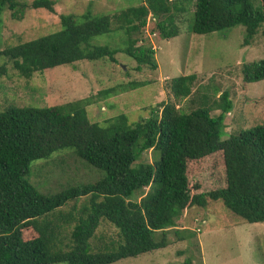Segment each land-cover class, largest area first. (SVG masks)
Listing matches in <instances>:
<instances>
[{
	"label": "trees",
	"instance_id": "trees-1",
	"mask_svg": "<svg viewBox=\"0 0 264 264\" xmlns=\"http://www.w3.org/2000/svg\"><path fill=\"white\" fill-rule=\"evenodd\" d=\"M141 1L110 15H94L90 10L79 18L62 16L60 29L2 54L25 79L78 62L104 58L117 62L119 52L134 59L137 70L144 66L155 70V51L146 48L140 36L150 19L155 23L153 33L163 39L178 37L180 16L190 13L192 0H184L186 5L176 0ZM193 2L189 31L196 35L242 25L247 45L264 24V0ZM54 6L52 0H34L30 5L0 0V14L8 9L21 20L26 9L54 13ZM116 32L126 34V47L94 43ZM7 73L8 65L0 64V79ZM242 73L246 84L264 82V59L245 64ZM196 78L192 74L170 83L175 99H190L186 109L162 102L152 107L148 118L134 123L125 114L104 125L92 122L89 98L52 107L11 106L1 112L0 264H114L136 258L168 247L169 236L177 238L181 232L177 227L186 219L185 213L206 208L211 201H222L245 222L264 223V124L224 139L226 117L234 102L227 91L218 101L213 99L215 93L193 92ZM115 92L112 88L100 95ZM215 111L220 113L213 116ZM66 149L73 150L86 168L96 170L99 179L56 194L41 192L33 184L42 181L41 174L37 180L33 177L38 166L32 167L33 163L44 160L40 163L46 167L54 161L57 168L60 160L52 156ZM148 150L154 157L159 152V161H138ZM64 163L61 170L68 178ZM202 170L214 174L191 181ZM149 187L154 190L139 201L132 200ZM82 197L87 200L78 207ZM103 220L119 230L120 245L113 251H106L112 243L104 250L92 248ZM156 232L162 233L161 241L154 239Z\"/></svg>",
	"mask_w": 264,
	"mask_h": 264
},
{
	"label": "rangeland",
	"instance_id": "rangeland-1",
	"mask_svg": "<svg viewBox=\"0 0 264 264\" xmlns=\"http://www.w3.org/2000/svg\"><path fill=\"white\" fill-rule=\"evenodd\" d=\"M17 1L22 5H30L34 0ZM52 1L55 2L54 13L46 9H26L21 20L13 18L8 9L1 11L0 64L8 65V73L0 79V113L11 106L52 107L89 98L91 105L87 107V112L92 122L104 125L107 120L125 114L129 122L134 123L148 118L152 107L162 102L175 103L186 109L190 99H175L170 83L175 78L196 74L193 92L215 93L213 99L218 101L220 95L227 91L234 102L233 111L226 117L228 127L224 139L241 129L247 130L264 124V82L246 84L242 73L245 64L264 59V24L247 45L244 43L246 30L242 25L224 32L196 35L189 31L193 22L192 0L190 13L180 16L181 33L178 37L163 39L159 34L153 33L155 23L150 19L140 36L144 40L143 45L155 51V70L148 66L137 70V62L119 52L115 56L117 62H112L109 58L78 62L74 66H60L51 71L35 73L31 79H25L13 68L9 58L2 54L3 51L55 32L61 27L62 16L79 18L90 10L94 15H110L138 6L142 2ZM176 1L186 5L184 0ZM95 40L96 45H109L116 49L127 46V36L123 32ZM112 88H115V93L100 95ZM218 89L219 92L216 93ZM219 113L220 111H215L213 116ZM73 157L77 159L70 149L54 154L52 158L60 160L56 162L57 168L54 167V161L46 163V167L40 163L44 160L34 162L32 167L36 164L38 166L33 170V177L37 180L41 174L42 181L31 180L34 182L32 183L45 194H56L71 186L94 183L99 179L96 170L89 168L95 174L93 175L85 164L78 159L79 162L75 161ZM159 159V152L154 157V152L148 150L138 161L153 163ZM63 161L70 175L68 178L63 177ZM41 170L45 172L42 173ZM213 174L202 170L192 175L191 181L196 183L198 178H209ZM153 190L149 187L139 191L132 200L139 201L143 195ZM86 200V197H82L78 207ZM185 218L177 227L181 230L176 235L177 238L174 234L169 236L168 247L114 264H264V223L245 222L222 201H211L206 208H193L185 213ZM178 236L183 239L179 240ZM154 239L161 241L162 233H154ZM118 241L119 230L103 220L92 242L95 248H92L100 251L112 243L111 248L106 251H113L119 247Z\"/></svg>",
	"mask_w": 264,
	"mask_h": 264
}]
</instances>
